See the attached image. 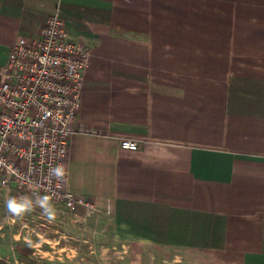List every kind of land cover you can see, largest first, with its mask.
Wrapping results in <instances>:
<instances>
[{
  "label": "crops",
  "instance_id": "1",
  "mask_svg": "<svg viewBox=\"0 0 264 264\" xmlns=\"http://www.w3.org/2000/svg\"><path fill=\"white\" fill-rule=\"evenodd\" d=\"M55 13L91 49L66 177L99 213L75 218L141 262L264 264V0H0V71Z\"/></svg>",
  "mask_w": 264,
  "mask_h": 264
},
{
  "label": "built area",
  "instance_id": "2",
  "mask_svg": "<svg viewBox=\"0 0 264 264\" xmlns=\"http://www.w3.org/2000/svg\"><path fill=\"white\" fill-rule=\"evenodd\" d=\"M91 49L73 40L68 25L53 14L38 38H21L0 71V174L3 184L36 195L88 217L99 213L89 198L65 181L48 179L50 167L63 166L71 138L84 129L73 124L81 104L84 72ZM121 148L136 151L135 140Z\"/></svg>",
  "mask_w": 264,
  "mask_h": 264
},
{
  "label": "rangeland",
  "instance_id": "3",
  "mask_svg": "<svg viewBox=\"0 0 264 264\" xmlns=\"http://www.w3.org/2000/svg\"><path fill=\"white\" fill-rule=\"evenodd\" d=\"M36 195L15 186L3 184L0 174V264H203V254H155L142 261L122 244H115L106 231L97 235V227L88 218H75V212L54 203L56 216L49 220L35 201ZM12 197H28L34 207L23 217L7 212L5 201ZM65 248L70 251L65 252ZM58 249H62L60 252Z\"/></svg>",
  "mask_w": 264,
  "mask_h": 264
},
{
  "label": "clouds",
  "instance_id": "4",
  "mask_svg": "<svg viewBox=\"0 0 264 264\" xmlns=\"http://www.w3.org/2000/svg\"><path fill=\"white\" fill-rule=\"evenodd\" d=\"M66 173L63 166L50 167L48 170V179L56 180L58 182L65 181ZM7 212L14 218L23 217L25 214L30 213L33 210L34 203L28 197H12L5 201ZM35 206H38L43 214L47 216L49 220H54L56 211L54 205L51 202V198L48 195L40 196L35 201Z\"/></svg>",
  "mask_w": 264,
  "mask_h": 264
},
{
  "label": "trees",
  "instance_id": "5",
  "mask_svg": "<svg viewBox=\"0 0 264 264\" xmlns=\"http://www.w3.org/2000/svg\"><path fill=\"white\" fill-rule=\"evenodd\" d=\"M28 261L31 263V264H35L33 261H31L29 258H27Z\"/></svg>",
  "mask_w": 264,
  "mask_h": 264
}]
</instances>
